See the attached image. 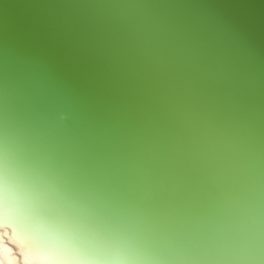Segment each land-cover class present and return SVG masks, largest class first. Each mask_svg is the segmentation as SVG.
I'll list each match as a JSON object with an SVG mask.
<instances>
[{"label": "water", "instance_id": "water-1", "mask_svg": "<svg viewBox=\"0 0 264 264\" xmlns=\"http://www.w3.org/2000/svg\"><path fill=\"white\" fill-rule=\"evenodd\" d=\"M204 134L264 155V0H0V227L73 264H264V192L194 166Z\"/></svg>", "mask_w": 264, "mask_h": 264}, {"label": "bare ground", "instance_id": "bare-ground-1", "mask_svg": "<svg viewBox=\"0 0 264 264\" xmlns=\"http://www.w3.org/2000/svg\"><path fill=\"white\" fill-rule=\"evenodd\" d=\"M190 144L193 165L205 166L206 168L202 170L207 171L204 173L206 177L212 173L211 180H216L217 177L221 180L231 173L234 177L249 180L242 181L246 183L243 188L251 189L253 192H264V155L249 147L251 145L247 140L225 134H204L195 136ZM200 170L201 168L198 172ZM214 171L218 173H213ZM260 195L264 199V194ZM257 203L264 207V201L259 198ZM0 264L73 263L54 249L45 247L34 237L18 230L12 232L0 227Z\"/></svg>", "mask_w": 264, "mask_h": 264}]
</instances>
